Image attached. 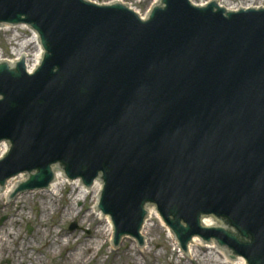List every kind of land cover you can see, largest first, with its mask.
<instances>
[{
  "label": "water",
  "instance_id": "95a60500",
  "mask_svg": "<svg viewBox=\"0 0 264 264\" xmlns=\"http://www.w3.org/2000/svg\"><path fill=\"white\" fill-rule=\"evenodd\" d=\"M190 1L144 19L119 2L0 0V26L29 25L44 50L31 74L0 61V192L21 172L8 200L55 174L100 179L113 250L125 235L148 248L155 204L187 258L198 235L264 264V8Z\"/></svg>",
  "mask_w": 264,
  "mask_h": 264
},
{
  "label": "rangeland",
  "instance_id": "374dc122",
  "mask_svg": "<svg viewBox=\"0 0 264 264\" xmlns=\"http://www.w3.org/2000/svg\"><path fill=\"white\" fill-rule=\"evenodd\" d=\"M92 1L108 3L111 0ZM152 1L153 0H124V3L133 5L137 11L143 14ZM194 1L200 2L202 0ZM242 1L245 0H232L231 2L234 5L242 3ZM250 2L255 6L261 5L264 7V0H252ZM20 33L23 35L21 41L24 38L30 37L31 34L27 30L19 29L16 31L14 28L9 31H0V50H3L2 55L5 58L13 59L16 57L13 50H18L20 46L10 42V39ZM24 49L26 51L32 50L31 46ZM25 180H27V178ZM68 190L69 188L63 191V198L60 199L59 202L57 198L53 196L46 194L40 195L37 193L20 199H17L19 196H15V202L8 200L11 193L7 197L0 198V238L3 240L2 243H5L0 247V264H64L62 262L64 253L48 255L46 252L47 247L53 243L55 238L53 236V231L60 229L66 233L76 234L81 231L85 233L86 236H89L91 233V229L87 226H80V218L62 217L61 211L57 210V206L64 207L70 205L71 199L67 194ZM75 206L82 208V214L92 212L91 209L94 206L92 196L89 195L85 201L82 200L77 202ZM150 224L157 227L155 232L149 236H142L145 242L149 239L151 240V244L147 249L150 252L152 251V253L144 254L138 251L139 247L135 237L131 235L125 236L121 248L113 250L111 246L112 236L111 240L105 241L100 252L88 264H116L114 263L116 259L119 264H222L216 258L212 259L214 261L210 260V262H192L190 258H187L186 254L182 255L178 253L173 242L168 238L165 228L162 227L157 218L150 221ZM45 227L50 230V236L42 241L40 235L46 230ZM30 228L31 231H29ZM126 250L135 254L138 263L135 261H124L122 254ZM7 251L11 252V255L7 254ZM210 255V251L207 253L204 252L200 259L203 261L204 259L208 260Z\"/></svg>",
  "mask_w": 264,
  "mask_h": 264
},
{
  "label": "bare ground",
  "instance_id": "6f19581e",
  "mask_svg": "<svg viewBox=\"0 0 264 264\" xmlns=\"http://www.w3.org/2000/svg\"><path fill=\"white\" fill-rule=\"evenodd\" d=\"M139 1V0H138ZM142 1V0H141ZM161 0H153L149 7L146 9L145 13L141 14L139 11H137L136 8H134L133 5H128L132 9H134L136 12H138L142 17L148 16L150 10L152 7L156 6L158 2ZM192 3L199 6H204L208 4L209 2L216 1L221 7L230 10V11H237L241 10L244 7L250 8V7H262L261 5H253L250 1L252 0H245L242 1V3L232 4V0H202L200 2H195L194 0H191ZM235 1V0H234ZM110 2H120L124 3V0H111ZM12 28L8 29H0V31H9ZM16 31L19 29H24L29 31L30 37L24 38L21 41V37L23 36L22 33L15 35L10 39V42H13L14 44H18L20 48L14 49L13 52L16 55L15 59L12 61H9L4 58L3 50H0V61L4 62H12L15 63L16 60H20L22 58H26V66L28 71L32 72L37 65L41 62L43 57V49L41 45H39V38L35 32H33L30 28L24 26V27H16L14 28ZM32 48L31 51H26L24 48L30 47ZM23 48V49H22ZM9 148V145L7 142H1L0 143V158L5 155ZM27 177V174H23L20 176H16L13 178H9L6 180L4 193L0 192V198H4L9 196V194L12 192L13 189H16V186L24 181ZM83 180L80 178L75 179H69L65 175L55 174V185H49V191L45 192H39L37 194L40 195H50L54 198H57V201L59 202L60 199H62V193L67 188H69L67 194L69 198L71 199V203L69 206L59 207L57 206V210L61 211V216L66 218H80V226L84 227L87 226L91 229V233L89 236H86L85 233L79 232L76 233H66L63 232L60 229H56L53 231V236L55 237L53 240V243H51L47 247V254L48 255H54V254H61L64 253V258H62V262L64 264H88L92 259H94L97 254L100 252L102 246L105 244V241L111 240L112 236L114 235V225H110V214H107L104 216V212L102 210H99L98 208V202L100 199V191H101V180L97 179L94 181L92 190L84 189L83 186ZM34 194V193H33ZM32 194L27 195H21L17 199L27 197ZM92 196V201L94 203V206L92 207L90 213H84L82 214V208L76 207V203L79 201H85L88 196ZM158 219L160 221V224L163 228H165V231L167 233L168 238L173 242V245L176 247L175 239L173 232L170 228H168L163 221L162 217L160 216L157 208L153 205L149 208V219H145L143 227H142V235L143 236H149L152 235L156 228L154 225L150 224V221H153L155 219ZM46 228V227H45ZM10 235L12 233H9ZM13 235V234H12ZM50 236V230L46 228L45 231H43L40 235V239L43 241L44 239H47ZM194 242H189V255L194 254V256L189 257L192 262H210V260L216 258L221 262L222 264H246L245 259L243 257H237L231 259V253L227 252H221V251H215V242H201L200 236H193L192 237ZM15 240V239H14ZM2 239L0 238V247L2 246ZM150 239L147 240L148 247L150 246ZM154 241V240H153ZM152 241V242H153ZM5 244V243H4ZM129 249V248H128ZM136 249V246H135ZM131 251V249H130ZM129 250H126L123 252V259L127 262L136 261L135 254H132ZM140 251V249H138ZM203 251V252H202ZM210 251V256L208 260L204 259L201 260V255L205 252L207 253ZM141 253L147 254L152 253L147 248H143ZM202 252V253H201ZM7 254L11 255V252L7 251ZM182 255H187V253H181ZM208 256V255H206ZM215 259V260H216ZM117 260V259H116ZM114 260V263L119 264L118 261ZM116 261V262H115ZM214 261V260H212Z\"/></svg>",
  "mask_w": 264,
  "mask_h": 264
}]
</instances>
